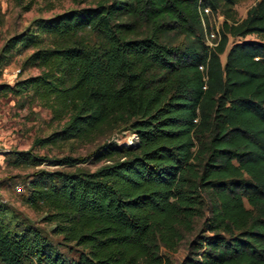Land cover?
Masks as SVG:
<instances>
[{
    "label": "trees",
    "instance_id": "trees-1",
    "mask_svg": "<svg viewBox=\"0 0 264 264\" xmlns=\"http://www.w3.org/2000/svg\"><path fill=\"white\" fill-rule=\"evenodd\" d=\"M70 1L5 41L0 67L30 51L21 67L39 72L0 94L49 113L39 145H94L58 164H103L25 182L24 203L74 257L0 202V263L172 264L192 235L179 264H264V0L242 18L241 0ZM206 7L222 17L214 46ZM124 131L133 146L109 141Z\"/></svg>",
    "mask_w": 264,
    "mask_h": 264
},
{
    "label": "rangeland",
    "instance_id": "rangeland-1",
    "mask_svg": "<svg viewBox=\"0 0 264 264\" xmlns=\"http://www.w3.org/2000/svg\"><path fill=\"white\" fill-rule=\"evenodd\" d=\"M253 1L241 0L234 6L238 18H241L245 9ZM27 2H30V8L23 10L14 0H0V49L9 37L24 31L34 19L47 18L76 6L70 0H56L52 2L53 6L50 9H46L48 5L46 0H24V3ZM221 20L220 15H209L207 18L209 29L213 31L218 29ZM29 52L14 54L7 64L0 67V84L12 85L19 79L39 72L35 67L22 69V61ZM221 58L224 59V54L221 55ZM49 117L50 115L45 109L36 105L18 109L14 106V98L10 94H0V202L20 218L38 226L63 254L74 257L76 255L74 250L70 246L61 244L60 237L52 233L53 224L44 219V212L35 211L24 203L25 182L40 171H73L77 167L93 171L103 164V161L96 163L90 157L86 162L74 166H69L66 163L58 164L57 160L63 157L82 158L88 156L94 149V145H82L78 142L39 145L35 141L46 137L55 127V123H51ZM109 141L119 146H133L137 140L134 133L124 131L110 138ZM14 151L31 153L36 156L39 165L26 167L21 164L15 166L8 156ZM17 186L21 188L20 191L16 190ZM199 226L200 221H196V231ZM191 238L192 235L187 236L179 245L177 253L173 255L172 264H179Z\"/></svg>",
    "mask_w": 264,
    "mask_h": 264
},
{
    "label": "built area",
    "instance_id": "built-area-1",
    "mask_svg": "<svg viewBox=\"0 0 264 264\" xmlns=\"http://www.w3.org/2000/svg\"><path fill=\"white\" fill-rule=\"evenodd\" d=\"M201 15H202V18H201L202 25L205 26V28H204L205 43H207L209 46H214V45H216L217 39H218V34H217L218 29H215V31H213L212 29H209V27L206 28V23H205L204 18H203L204 15L209 17V15H213V13L211 12L209 7H206V8L202 9ZM200 69H203V67L200 66ZM136 140H137V137H136ZM16 190H18V191L20 190L19 186L16 187Z\"/></svg>",
    "mask_w": 264,
    "mask_h": 264
},
{
    "label": "crops",
    "instance_id": "crops-1",
    "mask_svg": "<svg viewBox=\"0 0 264 264\" xmlns=\"http://www.w3.org/2000/svg\"><path fill=\"white\" fill-rule=\"evenodd\" d=\"M254 1H255V0H254ZM254 1H253L250 5H252V4L254 3ZM250 5H249V6H250ZM249 6H248V7H249ZM248 7H247V8H248ZM247 8L245 9L244 14L241 16V18L244 17Z\"/></svg>",
    "mask_w": 264,
    "mask_h": 264
}]
</instances>
